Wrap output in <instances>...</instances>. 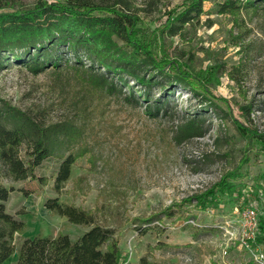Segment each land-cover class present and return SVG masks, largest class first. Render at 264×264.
<instances>
[{
    "label": "rangeland",
    "instance_id": "1",
    "mask_svg": "<svg viewBox=\"0 0 264 264\" xmlns=\"http://www.w3.org/2000/svg\"><path fill=\"white\" fill-rule=\"evenodd\" d=\"M127 1L141 18L139 37L158 56L177 60L202 80L213 94L206 104L216 108L204 112L206 105L191 91L177 88L168 95V110L155 115L140 89L131 88L133 81L112 95L73 70L36 76L13 66L0 72L2 98L48 122L71 120L83 132L66 151L77 159L61 190L55 188L56 156L36 169L45 183L5 182L14 188L7 212L27 225L24 234L16 235L17 245L38 234L77 238L89 230L47 209L49 199H58L114 229L125 264H264V240L258 242L257 235L242 245L238 236V214L245 204H254L264 220V11L221 15L219 0H211L199 22L171 34L167 18L191 0ZM34 2L23 0L26 7ZM6 10L0 1V11ZM192 109L206 120L205 135L180 141L179 130ZM14 154L25 168V145L16 142ZM227 178L234 189L218 195L208 210L201 207L199 198ZM176 205L181 208L174 207L173 218L163 216ZM151 217L153 229L141 234L137 220ZM160 223L163 227H155Z\"/></svg>",
    "mask_w": 264,
    "mask_h": 264
},
{
    "label": "trees",
    "instance_id": "2",
    "mask_svg": "<svg viewBox=\"0 0 264 264\" xmlns=\"http://www.w3.org/2000/svg\"><path fill=\"white\" fill-rule=\"evenodd\" d=\"M0 1L8 7L0 11V72L13 66L36 76L73 70L112 95L123 93V87H130L133 81L131 88L140 89L143 98L151 103L149 106H154L155 115L168 110L171 103L168 95L177 88L191 91L201 105H206L204 112L216 108L212 103L206 104L213 94L202 80L177 60L158 56L152 44L139 37L141 18L128 7L127 0L114 3L35 0L30 7L23 0ZM209 1L191 0L183 4L167 18L165 29L178 34L186 25L199 22ZM215 4L221 15L264 11V0H219ZM155 90L159 91L158 98ZM191 111V117L179 130L180 141L205 135L206 120L198 111ZM82 133L71 120L48 122L40 113L22 109L0 96V264H11L8 261L13 256L16 260L12 264H125L120 236L114 229L99 225L93 213L58 199H49L47 209L70 223L89 226V230L77 238L64 233L55 237L38 234L23 239L19 245L16 243V235L24 234L27 225L7 212L6 203L14 188L7 187L5 182L29 179L43 182L36 169L56 156L60 163L55 188L61 190L69 181L77 159V154L66 155V151ZM16 142L25 145L28 156L25 168H20L16 161ZM236 176L231 174L230 178ZM233 189L227 178L217 189L199 198L200 206L208 210L207 207L217 203L218 195ZM174 207L181 208L168 207L163 216L173 218L178 211ZM153 220L154 217L137 220L140 224L136 229L145 234L153 229L150 226ZM259 228L257 240L262 242L264 220H260Z\"/></svg>",
    "mask_w": 264,
    "mask_h": 264
},
{
    "label": "built area",
    "instance_id": "3",
    "mask_svg": "<svg viewBox=\"0 0 264 264\" xmlns=\"http://www.w3.org/2000/svg\"><path fill=\"white\" fill-rule=\"evenodd\" d=\"M260 216L254 204H245L238 214V236L242 245L259 235Z\"/></svg>",
    "mask_w": 264,
    "mask_h": 264
},
{
    "label": "crops",
    "instance_id": "4",
    "mask_svg": "<svg viewBox=\"0 0 264 264\" xmlns=\"http://www.w3.org/2000/svg\"><path fill=\"white\" fill-rule=\"evenodd\" d=\"M14 257V256H13ZM13 257H11V259H13ZM16 260V259H15ZM9 262V261H8ZM13 263V262H12Z\"/></svg>",
    "mask_w": 264,
    "mask_h": 264
}]
</instances>
